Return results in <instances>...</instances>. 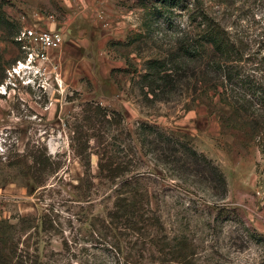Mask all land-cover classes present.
Returning <instances> with one entry per match:
<instances>
[{"label":"rangeland","instance_id":"obj_1","mask_svg":"<svg viewBox=\"0 0 264 264\" xmlns=\"http://www.w3.org/2000/svg\"><path fill=\"white\" fill-rule=\"evenodd\" d=\"M147 2L150 8L154 4L0 0L6 19V23L0 19V222L15 224L18 216L39 218L49 211L59 226L40 235V264H123L121 255L136 264H261L264 247L249 240L243 228L264 237V160L245 121L221 99L224 88L184 92L168 103H147L139 91V74L146 60L165 59L184 34L202 31L203 18L197 16L203 14L233 43L237 53L232 65L237 71L264 86V0H185L172 12L160 9L158 20L149 15L151 21L141 6ZM24 28L60 32L64 43L49 51L43 64L12 71L18 62L24 63L15 42ZM89 102L120 113L131 134L143 121L185 138L225 176L227 194L217 203L222 211L216 221L215 199L206 188L184 186L152 168L150 206L161 217L164 263L152 255L157 249L148 240H135L123 227L115 229L104 221L119 180L99 177L94 140L93 187L86 191L82 186L83 169L67 127ZM39 145L60 162L45 187H37L26 169L30 161L25 153ZM178 239L187 258L172 262Z\"/></svg>","mask_w":264,"mask_h":264},{"label":"trees","instance_id":"obj_2","mask_svg":"<svg viewBox=\"0 0 264 264\" xmlns=\"http://www.w3.org/2000/svg\"><path fill=\"white\" fill-rule=\"evenodd\" d=\"M183 1L153 0L151 8L147 7L148 2L141 6L147 21H151L147 18L149 15L158 20L156 15L160 9L172 12L173 8L182 7ZM168 16L165 14V21H168L166 25L171 27L172 22ZM197 17L203 18L200 23L202 31L194 36L184 34L178 39L177 45L165 53V59H148L143 63V72L139 74V91L147 103H168L176 96L181 97L184 92L223 87L224 96H227L221 93V99L232 106L240 120L245 121L264 160V86L250 76L242 75L232 65L236 61L234 56L237 52L225 32L211 25L203 14ZM0 19L6 21L1 10ZM67 128L71 135V148L83 169V188L88 191L93 187L91 140L96 142L99 177L107 181L119 180L112 208L105 215L107 226L115 229L123 227L135 240H148L150 246L157 249L152 255L157 254L161 263L165 262V235L158 211L150 206L152 168L160 169L168 174L170 180L184 186L206 188L215 199L213 209L217 210L215 220H218L222 209L217 203L227 194L225 176L212 160L198 152L185 138L174 136L155 123L143 121L136 123L131 134L125 128L120 113L108 111L93 102L84 104L80 115L74 118L73 125ZM39 146H33L25 153L30 161L26 169L27 175L37 187H45L48 179L60 169V162L43 145ZM229 219L224 218L225 221ZM233 219L237 218L234 216ZM15 221V224L8 220L0 222V264H40V235L55 232L59 225L51 218L48 210L39 218L18 216ZM236 222L243 228V222ZM243 229L249 240L264 247V237L250 234L248 228ZM159 232L161 235H158ZM181 240L177 241L178 251L175 255L168 254L173 255L172 262L187 258ZM62 246L66 249L67 243L63 241ZM115 247L120 255L119 245ZM121 259L123 264H136L122 255Z\"/></svg>","mask_w":264,"mask_h":264},{"label":"built area","instance_id":"obj_3","mask_svg":"<svg viewBox=\"0 0 264 264\" xmlns=\"http://www.w3.org/2000/svg\"><path fill=\"white\" fill-rule=\"evenodd\" d=\"M15 42L20 46L25 58L24 63L18 62L17 67H14L12 71H16V69L26 65L30 66L39 60L47 61V53L58 49L62 38L59 33L54 31L24 28L15 36Z\"/></svg>","mask_w":264,"mask_h":264},{"label":"crops","instance_id":"obj_4","mask_svg":"<svg viewBox=\"0 0 264 264\" xmlns=\"http://www.w3.org/2000/svg\"><path fill=\"white\" fill-rule=\"evenodd\" d=\"M55 32H57V31H55ZM57 33H59V34L61 35V38H62L61 45H62V44L64 43V39H65V38H64V35H63V34H61L60 32H57ZM63 38H64V39H63ZM61 45H60V46H61Z\"/></svg>","mask_w":264,"mask_h":264},{"label":"bare ground","instance_id":"obj_5","mask_svg":"<svg viewBox=\"0 0 264 264\" xmlns=\"http://www.w3.org/2000/svg\"><path fill=\"white\" fill-rule=\"evenodd\" d=\"M44 61L39 60L38 63L43 64Z\"/></svg>","mask_w":264,"mask_h":264}]
</instances>
